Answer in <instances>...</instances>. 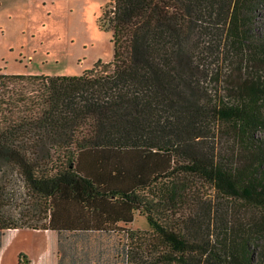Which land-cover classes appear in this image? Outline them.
<instances>
[{
  "label": "trees",
  "instance_id": "obj_1",
  "mask_svg": "<svg viewBox=\"0 0 264 264\" xmlns=\"http://www.w3.org/2000/svg\"><path fill=\"white\" fill-rule=\"evenodd\" d=\"M99 25L110 62L80 76L0 72V232L48 230L52 197L81 186L150 230L65 232L66 264H264V80L233 85L236 101L205 97L219 63L264 62V0H106ZM215 123L245 133L251 163L195 149ZM97 148L128 151L125 189L78 172L79 153ZM207 185L232 205L225 223L199 204Z\"/></svg>",
  "mask_w": 264,
  "mask_h": 264
},
{
  "label": "rangeland",
  "instance_id": "obj_2",
  "mask_svg": "<svg viewBox=\"0 0 264 264\" xmlns=\"http://www.w3.org/2000/svg\"><path fill=\"white\" fill-rule=\"evenodd\" d=\"M105 5L106 0H0V72L80 76L100 60L110 62L114 55L112 32L99 25ZM262 63L260 61L252 66L248 73L238 64L219 63L217 83L211 84V91L205 97L211 103L222 98L230 102L242 99L244 93L241 89L235 90L232 86L246 80L249 82V76L258 75L264 80ZM261 107L264 108V99ZM209 130L203 141L194 144L195 149L205 151L214 147L215 155L234 163L235 167L252 162L255 150L248 143L245 133L219 123ZM254 137L264 141V128ZM127 152L114 148L84 150L78 155L77 170L91 178L103 192L123 190L127 184ZM19 188L22 190L18 183ZM202 190L199 204L207 212L211 211L212 217H216V212L217 217L225 223L232 205L221 199L211 186L207 185ZM20 201L16 200L9 208L10 213L19 219V224L24 222L18 210ZM51 205V233L20 229L9 232L4 238L0 236V245L3 239L1 246L5 249L4 264H18L19 257L34 256L48 245L52 247L54 232L84 229L94 217L97 224L101 219L107 225H111L112 221L117 224V220H121L120 231L150 230L146 218L138 211L134 213L128 203L86 196L81 186L75 189L63 186L60 193L52 197ZM92 210L96 215L94 217ZM252 218L253 214L248 219ZM18 252H22L23 257Z\"/></svg>",
  "mask_w": 264,
  "mask_h": 264
},
{
  "label": "crops",
  "instance_id": "obj_3",
  "mask_svg": "<svg viewBox=\"0 0 264 264\" xmlns=\"http://www.w3.org/2000/svg\"><path fill=\"white\" fill-rule=\"evenodd\" d=\"M92 211H91V214L93 215L92 217L96 216L94 211L93 212ZM90 220H92V223L88 227L77 230V231H114V230L120 231V228H121L119 224L121 220H117V224L115 223V221H112L111 225H107L104 219H101L99 224L96 223L97 219L95 217L91 218ZM17 230L2 231L0 232V236L1 238H4L8 236L9 232L17 231ZM44 231L46 233L52 232L50 227L48 230H44ZM70 231H76V230L61 229V230H58L57 232H54L56 233V235H53L52 237L55 241L52 246L53 248L48 245L46 248H44L39 253L34 254V256L28 255L26 257H23L21 254L22 252H18L19 256L21 255V257H23V259L19 257L18 264H66L68 256H67L66 250L63 249L62 251V243H63L62 237L65 232H70ZM2 241H1V245H2ZM1 245H0V264H4L3 260H4L5 249H3Z\"/></svg>",
  "mask_w": 264,
  "mask_h": 264
}]
</instances>
